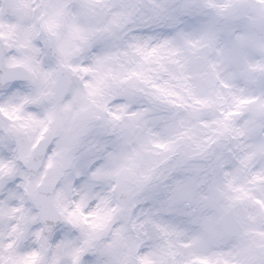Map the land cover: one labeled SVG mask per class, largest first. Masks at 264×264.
<instances>
[{"label": "clouds", "instance_id": "obj_1", "mask_svg": "<svg viewBox=\"0 0 264 264\" xmlns=\"http://www.w3.org/2000/svg\"><path fill=\"white\" fill-rule=\"evenodd\" d=\"M0 264H264V0H0Z\"/></svg>", "mask_w": 264, "mask_h": 264}]
</instances>
